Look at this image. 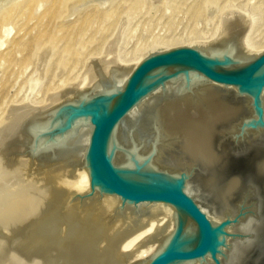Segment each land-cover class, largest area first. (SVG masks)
I'll return each mask as SVG.
<instances>
[{
	"label": "bare ground",
	"instance_id": "obj_1",
	"mask_svg": "<svg viewBox=\"0 0 264 264\" xmlns=\"http://www.w3.org/2000/svg\"><path fill=\"white\" fill-rule=\"evenodd\" d=\"M20 7L18 3L13 9ZM229 16L224 35L218 33L219 36L214 34L187 44L166 41L159 48L192 45L205 48L209 54L232 55L239 46L249 54L263 51L264 44L254 35L257 13L244 9L234 18ZM1 32L7 37L6 28ZM116 46L115 43L105 59H98L95 76L94 72H85L70 89L52 93L45 106L30 100L31 94V102L21 105L23 110L15 108L16 114L10 113L12 118L18 114L17 122H22L19 126L16 122L6 123L0 132V264H145L174 233L177 211L168 204L132 203L91 186L84 158L89 122L80 121L72 127L58 146L36 151L37 141L58 114L60 102L75 101L99 91L121 90L132 69L155 52L130 57ZM189 81L190 89L185 88L183 78L169 81L135 105L116 127L117 149L138 152L140 159L157 152L152 166L170 167L174 172L177 168L168 161L179 165L199 162L202 169L195 172L193 181L197 179L201 191L228 205L239 163L225 150L213 146V137L219 125L242 103L248 106L249 98L233 103L230 87L201 79ZM233 126L231 123L229 130ZM188 187L192 191V184ZM214 213L216 217L209 216L215 224L223 215ZM244 247L247 245L242 241L226 236L221 248L226 253L224 264H230ZM213 263L204 257L192 264Z\"/></svg>",
	"mask_w": 264,
	"mask_h": 264
},
{
	"label": "water",
	"instance_id": "obj_2",
	"mask_svg": "<svg viewBox=\"0 0 264 264\" xmlns=\"http://www.w3.org/2000/svg\"><path fill=\"white\" fill-rule=\"evenodd\" d=\"M181 78L186 81V89L191 88L190 79L230 87L233 103L249 98L248 106L242 103L219 125L213 137V146L225 150L239 163L228 205L201 191L197 179L193 181L195 172L202 169L199 162L179 165L168 161L177 168L174 172L170 167L152 166L157 152L140 159L138 152L117 149L116 127L122 118L151 93ZM263 95L264 50L249 54L239 46L233 55L209 54L205 48L179 45L147 55L132 69L119 91H99L60 102L59 112L42 131L36 151L58 146L72 127L80 121L89 122L84 158L91 186L124 201L168 204L177 211L171 238L145 264H192L204 257L212 259L213 264H224L226 253L221 248L226 236L242 241L245 234L240 225L249 217L258 221L250 236L254 242L235 254L230 264H264ZM231 123L233 130H229ZM193 192L207 200L213 212L222 213L219 222L211 221ZM230 227L235 230L230 232Z\"/></svg>",
	"mask_w": 264,
	"mask_h": 264
},
{
	"label": "rangeland",
	"instance_id": "obj_3",
	"mask_svg": "<svg viewBox=\"0 0 264 264\" xmlns=\"http://www.w3.org/2000/svg\"><path fill=\"white\" fill-rule=\"evenodd\" d=\"M244 9L257 13L254 35L264 44V0H0V132L22 122L18 114L12 118L15 108L23 110L30 100L45 106L85 72L95 76L98 59L109 56L115 43L131 57L160 51L166 41H202L224 35L229 15ZM193 194L216 217L211 204Z\"/></svg>",
	"mask_w": 264,
	"mask_h": 264
},
{
	"label": "clouds",
	"instance_id": "obj_4",
	"mask_svg": "<svg viewBox=\"0 0 264 264\" xmlns=\"http://www.w3.org/2000/svg\"><path fill=\"white\" fill-rule=\"evenodd\" d=\"M258 221L254 217H249L243 224L240 225V231L244 233V239L242 240L243 245H251L253 243L250 238L251 234L255 232V227Z\"/></svg>",
	"mask_w": 264,
	"mask_h": 264
}]
</instances>
